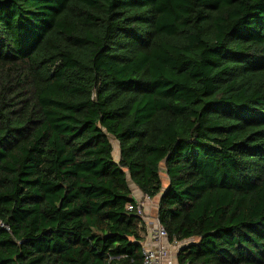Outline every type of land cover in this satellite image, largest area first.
I'll return each instance as SVG.
<instances>
[{
  "label": "trees",
  "instance_id": "16d2710c",
  "mask_svg": "<svg viewBox=\"0 0 264 264\" xmlns=\"http://www.w3.org/2000/svg\"><path fill=\"white\" fill-rule=\"evenodd\" d=\"M128 177L178 264H264V0H0V264H143Z\"/></svg>",
  "mask_w": 264,
  "mask_h": 264
},
{
  "label": "built area",
  "instance_id": "2783aa9c",
  "mask_svg": "<svg viewBox=\"0 0 264 264\" xmlns=\"http://www.w3.org/2000/svg\"><path fill=\"white\" fill-rule=\"evenodd\" d=\"M128 210L140 215L146 226L145 239L142 242L143 264H173L169 259L171 250L168 232L162 226L157 215H152L140 200L128 204ZM180 243L175 241L172 245L179 250Z\"/></svg>",
  "mask_w": 264,
  "mask_h": 264
},
{
  "label": "crops",
  "instance_id": "0c3cea01",
  "mask_svg": "<svg viewBox=\"0 0 264 264\" xmlns=\"http://www.w3.org/2000/svg\"><path fill=\"white\" fill-rule=\"evenodd\" d=\"M132 194H133V197L136 199V200H141V198H144L143 197V193L140 191V189L138 187H134L132 189ZM159 199H160V196L157 198L156 202H155V199H151L149 197H145L143 199V202L145 203V205L147 206V209H151V205L154 204L156 205V208L158 209V204H159ZM157 214V210H156V213L155 215ZM153 215V214H152ZM170 243V255H169V259L172 260V263L173 264H178V259H177V255H178V248H174L171 241L169 240L168 241ZM182 244V243H180Z\"/></svg>",
  "mask_w": 264,
  "mask_h": 264
},
{
  "label": "rangeland",
  "instance_id": "374dc122",
  "mask_svg": "<svg viewBox=\"0 0 264 264\" xmlns=\"http://www.w3.org/2000/svg\"><path fill=\"white\" fill-rule=\"evenodd\" d=\"M112 143H113V146H114V157L116 160H119V156H120V149H119V143L117 140L115 139H112ZM161 177H162V181H163V185L164 187H166L168 185V177L166 175V171H165V167L162 166V172H161ZM128 180H129V184L131 186V188L133 189L135 187V184L133 183V181L130 179V177H128ZM160 195L156 196L155 198H152V199H155V202L157 200V198L159 197ZM143 197L145 198V196L143 195ZM144 198H141V202H143V199ZM144 203V202H143ZM145 204V203H144ZM155 204V203H154ZM152 204L151 205V209H149V212L151 214H153L155 216V213H156V205ZM157 215V214H156ZM184 243H187V242H183L182 244L184 245ZM181 244V245H182Z\"/></svg>",
  "mask_w": 264,
  "mask_h": 264
},
{
  "label": "water",
  "instance_id": "95a60500",
  "mask_svg": "<svg viewBox=\"0 0 264 264\" xmlns=\"http://www.w3.org/2000/svg\"><path fill=\"white\" fill-rule=\"evenodd\" d=\"M136 186V185H135ZM137 187V186H136ZM132 189V188H131Z\"/></svg>",
  "mask_w": 264,
  "mask_h": 264
}]
</instances>
